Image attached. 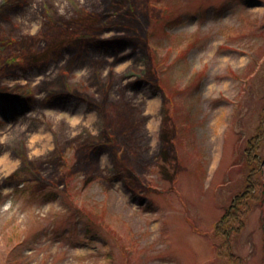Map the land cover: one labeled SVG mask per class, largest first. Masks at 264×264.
Segmentation results:
<instances>
[{"label":"rangeland","instance_id":"obj_1","mask_svg":"<svg viewBox=\"0 0 264 264\" xmlns=\"http://www.w3.org/2000/svg\"><path fill=\"white\" fill-rule=\"evenodd\" d=\"M248 1L0 0V264H264V138L260 169L245 153L264 0ZM242 192L224 242L214 222Z\"/></svg>","mask_w":264,"mask_h":264},{"label":"trees","instance_id":"obj_2","mask_svg":"<svg viewBox=\"0 0 264 264\" xmlns=\"http://www.w3.org/2000/svg\"><path fill=\"white\" fill-rule=\"evenodd\" d=\"M248 2H250V1L243 0L244 4H249ZM97 43L98 44H104V45L108 44V42H106V41H98ZM13 60L14 59L11 58L8 60V62L11 63ZM22 95L25 96L26 93H23ZM23 96H20L19 98L27 100ZM263 138H264V118H262V123L260 124V126H258L256 128V132L252 136V139H254V141L252 143L248 140L246 141V143H248L250 148H251V151H249L247 148H245V153L247 151L246 156H247L248 161H249L251 156H253L256 159L255 165H252L253 170H255L257 168L260 169L258 167V164H257L258 159L260 161L258 149L262 146ZM245 153H244V155H245ZM249 174H248V176H249ZM261 188H262V184L260 183L258 176H257L256 181L251 182L250 187H249L250 198H253L256 201L259 197L258 193H259ZM45 193H46L45 195H49V196H53V195L57 196L58 195V192H54V191H48ZM261 193H262V191H261ZM35 195L43 198V195L40 192L35 194ZM246 195H247V193L242 192L241 194H238V196H235V199H232L231 204L225 208L223 213L214 222V234H215V236L224 238V242H227L230 235H232L233 233L238 231L244 225L246 215H247L246 212L249 208ZM237 197H239V201H238ZM88 232L95 233V230L88 229Z\"/></svg>","mask_w":264,"mask_h":264},{"label":"clouds","instance_id":"obj_3","mask_svg":"<svg viewBox=\"0 0 264 264\" xmlns=\"http://www.w3.org/2000/svg\"><path fill=\"white\" fill-rule=\"evenodd\" d=\"M107 159L106 155L101 157L102 162Z\"/></svg>","mask_w":264,"mask_h":264}]
</instances>
